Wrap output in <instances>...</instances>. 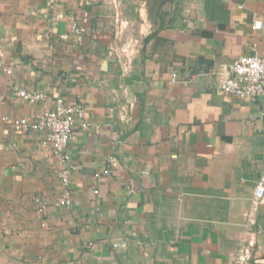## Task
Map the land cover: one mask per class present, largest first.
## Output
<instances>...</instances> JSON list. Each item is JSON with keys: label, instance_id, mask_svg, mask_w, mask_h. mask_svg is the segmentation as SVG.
I'll use <instances>...</instances> for the list:
<instances>
[{"label": "crops", "instance_id": "0c3cea01", "mask_svg": "<svg viewBox=\"0 0 264 264\" xmlns=\"http://www.w3.org/2000/svg\"><path fill=\"white\" fill-rule=\"evenodd\" d=\"M119 21L136 44L125 69ZM263 50L264 0H0V264H231L248 230L264 264V97L213 89L223 64ZM58 95L89 122L68 145L69 207L41 135L1 119Z\"/></svg>", "mask_w": 264, "mask_h": 264}, {"label": "built area", "instance_id": "2783aa9c", "mask_svg": "<svg viewBox=\"0 0 264 264\" xmlns=\"http://www.w3.org/2000/svg\"><path fill=\"white\" fill-rule=\"evenodd\" d=\"M254 29H261L260 20L252 23ZM84 28L75 25L73 27V45L82 40ZM115 41L118 43L119 53H115L118 62L123 69L129 64V57L136 51V44L133 38L126 32V23L117 22L114 32ZM124 58V60H123ZM0 69L6 75L12 74V67L5 66L0 62ZM176 73H171V81H174ZM10 86L17 96L28 103H39L45 101V94L42 91L20 88L10 81ZM214 92L221 95H236L241 98L264 97V50L254 51L249 54L239 55L236 58L223 64L213 85ZM2 121L8 124L17 132H36L41 135L40 143L48 148L51 154L60 163L59 177L62 184L61 193L57 200V206L69 207L72 203L70 176L74 168L71 156L68 152L70 141L79 133L85 132L89 128V122L85 119L83 111L67 102L63 96L58 95L54 104L44 108L33 119L25 117H10L3 115ZM103 174H108L109 170L104 168ZM97 192V190H95ZM264 196V175H260L254 187V202ZM37 211L44 215L47 203L41 197L34 199ZM248 238L240 239L236 246L231 264H250L255 245V231H247ZM88 245H92L89 243ZM124 246V243H112L113 247ZM80 263V260L76 261ZM69 261L68 264L76 263Z\"/></svg>", "mask_w": 264, "mask_h": 264}]
</instances>
